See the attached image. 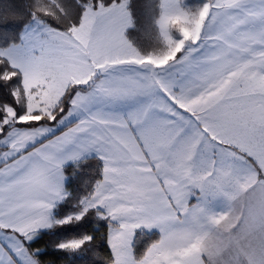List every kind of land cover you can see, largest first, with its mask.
Wrapping results in <instances>:
<instances>
[{"label":"snow or ice","instance_id":"6c2138e0","mask_svg":"<svg viewBox=\"0 0 264 264\" xmlns=\"http://www.w3.org/2000/svg\"><path fill=\"white\" fill-rule=\"evenodd\" d=\"M24 7L0 15V264H264V0Z\"/></svg>","mask_w":264,"mask_h":264},{"label":"trees","instance_id":"16d2710c","mask_svg":"<svg viewBox=\"0 0 264 264\" xmlns=\"http://www.w3.org/2000/svg\"><path fill=\"white\" fill-rule=\"evenodd\" d=\"M26 3L27 0H0V15L5 14L6 12L10 13L11 5H15L16 11L23 12L26 10L24 7ZM135 3L141 4L143 3V0H135ZM189 3L196 4L199 3V0H189ZM9 18L13 19L11 15ZM101 167H102V162L96 159L95 157H89L87 159V162L79 164L75 174H73V165L71 163L66 165L65 167L66 176H68L71 180L76 181L77 188L75 189V191H73V196L75 197L82 196L85 194L86 190L91 189L95 181L100 178ZM67 186L68 185L66 184V187ZM94 227L98 229L96 233V241L94 243V247L99 252V258L102 259L105 256L106 252H110L105 239L107 233V227L106 226L100 227L99 225H94ZM153 234H156L155 231H153ZM52 239H55V237H53ZM46 242H47V238L45 240H41L35 246L44 247ZM135 247L138 251L139 250L142 251L144 247V240L137 239L135 243ZM45 253L46 254L43 257L45 264H68V262L64 258V255L54 250L50 244L47 248H45ZM97 259H98L97 256L89 252L80 262V264H89V262L95 261Z\"/></svg>","mask_w":264,"mask_h":264},{"label":"crops","instance_id":"0c3cea01","mask_svg":"<svg viewBox=\"0 0 264 264\" xmlns=\"http://www.w3.org/2000/svg\"><path fill=\"white\" fill-rule=\"evenodd\" d=\"M90 157H94V154L92 156H90Z\"/></svg>","mask_w":264,"mask_h":264},{"label":"rangeland","instance_id":"374dc122","mask_svg":"<svg viewBox=\"0 0 264 264\" xmlns=\"http://www.w3.org/2000/svg\"><path fill=\"white\" fill-rule=\"evenodd\" d=\"M153 231H155V230H153Z\"/></svg>","mask_w":264,"mask_h":264}]
</instances>
